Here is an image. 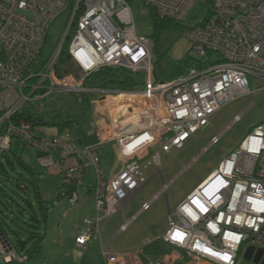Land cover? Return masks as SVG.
Masks as SVG:
<instances>
[{"label": "built area", "instance_id": "2783aa9c", "mask_svg": "<svg viewBox=\"0 0 264 264\" xmlns=\"http://www.w3.org/2000/svg\"><path fill=\"white\" fill-rule=\"evenodd\" d=\"M135 1L142 4V13L153 12L159 19L175 23L183 22L197 1L206 3L0 0V155L11 149L16 136L42 168L74 160L59 172L60 191L66 195L69 190L70 205L79 200L76 186L83 180L85 167L94 166L96 183L91 191L95 214L82 219L75 236V245L82 249L99 237L100 222L123 212L125 203L143 186L140 164L150 148L157 149L152 162L159 169L160 151L182 147L215 112L250 91L248 76L260 80L264 87V0L206 3L207 16L198 23L182 25L181 34L192 42L190 55L199 56L198 60L189 56L191 59L200 62L210 54L212 62L190 66L186 74L170 82L158 81L155 76V44L151 35L136 30L130 6ZM67 10L69 21L63 39L53 55L40 62L50 24ZM64 40L76 73L59 62ZM101 67L141 73L144 87L124 90L86 85L85 78ZM65 93L91 95V103L103 107L119 102L128 110V121L112 122L109 140L116 154L107 173L99 157L106 140L82 144L67 131L38 134L29 121L16 117L28 104L39 102L42 108L44 98ZM139 99L142 102L136 101ZM217 140L213 137L210 144ZM149 204L144 203L141 211ZM163 239L216 264H237L247 246H263L264 122L177 205L169 215ZM104 255L103 264H131L127 255ZM25 259L0 230V260L20 263Z\"/></svg>", "mask_w": 264, "mask_h": 264}, {"label": "rangeland", "instance_id": "374dc122", "mask_svg": "<svg viewBox=\"0 0 264 264\" xmlns=\"http://www.w3.org/2000/svg\"><path fill=\"white\" fill-rule=\"evenodd\" d=\"M130 6L137 32L143 35H151L153 32V23L150 15L148 13H142L143 6L138 1L131 2ZM207 14V4L202 1H197L188 10L183 22L170 24L162 31L156 42L154 53L155 59L157 58L155 76L158 81L170 82L186 74L188 65L184 60L191 59L189 56L197 60L199 59L198 55H190L192 42L181 34V29L182 25L198 23ZM68 21V10L61 13L52 21L39 56L40 62L48 60L53 55L63 39ZM67 42V40H64V45H67ZM68 63L66 62L65 65L68 66ZM71 66V70L76 73L77 68H74L73 63H71ZM248 84L250 91L247 94L237 97L215 112L209 118L208 124L195 133L182 147L173 148L169 152L160 151L159 169L152 162V156L157 149L150 148L148 150L147 156L140 164L145 180L143 188L129 200L126 206L125 218L129 217L128 212L130 209L138 211L142 201L148 200L154 193L161 191L157 199L150 203L149 209L145 213L136 216L137 220L134 225H139L141 228L143 225L144 227L147 225L148 228H156V225H160L164 221L167 223V211L173 213L176 204L197 185L199 180L211 173L222 159H225L230 152L238 148L245 135L252 132L254 127L264 122L263 84L253 76H248ZM70 95V93L61 94V100L63 102L70 101ZM61 100L57 99L58 102L56 104L60 106L62 104ZM64 104H62V112L73 113V111L79 112L81 110V105H73L70 102ZM106 105L103 111L101 109L103 107L100 104L91 103L90 108L86 110L80 123L70 130L65 131L69 132L72 136H78L87 140V136L91 135L94 131V123L108 118L107 111L112 116L116 115L118 110L122 111V109L113 108L112 104L109 106ZM235 116L238 118L234 120ZM47 131L54 133L56 129L51 128ZM212 136L218 137L217 142L211 144L206 151L201 152L202 148L206 147L212 140ZM106 142L110 143L111 148L109 149L115 155L116 151L113 142L111 140H106ZM107 147L102 150V152H105L104 158L100 159V165L106 173L110 170L115 158L114 155L111 158L108 156L110 152ZM26 158L28 159V157ZM5 166L10 175L16 176L17 172L21 170L24 176H27L18 167V164L15 165L16 170H10L6 163ZM84 174V179L90 185L96 183L94 166H86ZM39 176L41 178L39 179V189L42 199L48 200L56 196L59 193L58 186L60 180L58 181L54 175L46 173L45 168L41 170ZM24 199H30L34 205V210L40 216L41 212L38 208L37 200L34 197L32 187L23 189L17 186L14 181L0 175V217L4 219L5 224L3 225V229L8 234L13 245H17L16 238L11 232V229H18L16 223L19 222L16 218V213L22 209L30 212L28 204ZM63 211L62 204L58 205L55 210H51L48 213V222H40V231L43 232V229L47 225L51 228L57 226L61 222V214ZM120 216L118 214L116 218L120 219L122 217ZM113 217L107 219L106 222L112 220ZM125 218L122 217L120 220L123 222ZM119 240L117 239L113 245L119 244Z\"/></svg>", "mask_w": 264, "mask_h": 264}, {"label": "crops", "instance_id": "0c3cea01", "mask_svg": "<svg viewBox=\"0 0 264 264\" xmlns=\"http://www.w3.org/2000/svg\"><path fill=\"white\" fill-rule=\"evenodd\" d=\"M124 101L127 100L124 99ZM136 101L138 103L142 102L140 99ZM112 107L115 109H122V111L118 110V113L113 116L107 111L108 118L101 119L98 123H94V131L91 135L87 136V140L80 137L82 143L90 144L98 138L102 140H109L111 137L112 122L115 120L128 121L129 112L128 110L122 108V105L119 102H117V105L112 104ZM103 108L101 109L104 111L105 107ZM236 117L237 116L234 117V120ZM247 135H245L244 138ZM213 137L214 136H212L211 139ZM210 145L211 144L209 142L207 146L209 147ZM223 160L224 159L218 163V166ZM72 163H74V160L69 159L58 165L45 169V172L54 175L59 181L60 170ZM218 166L214 170H216ZM213 171H211V173ZM84 177L82 182L76 186L79 195V200L76 204L70 205L67 197L63 196L60 201L47 211L45 222H48V213L51 210H55L58 205L62 204L64 211L61 214V222L54 228L48 227L47 225V227L43 229L42 233L44 234V237L41 242L40 251L31 259L21 264H103L105 261L104 254L127 255L131 264H216L206 259L191 256L183 248L175 244H171L163 239V235L168 229L169 215L175 213L177 205L199 184L201 180L206 177L200 179L197 185L176 204L173 213L167 211V223L164 221L160 225H156V228H148L147 225L145 227L143 225L141 228L139 225H134V223L137 220L136 216L145 213V211L149 209L150 204L148 209L142 211L141 206L146 202H153V200L157 199L161 191H158V194L154 193L148 200L146 199L142 201L138 211L130 209L128 212L129 217H124L129 200L143 188L142 186L125 203L123 212L119 211L114 213L109 217L111 218L114 216L109 222H106V220L109 219L108 217L100 222L99 237L82 249L75 245L76 230L80 226L83 218L93 216L95 214V201L90 189L94 184L90 185ZM59 190L60 186H58V192ZM118 214L125 218L123 222L120 220L122 218L121 216L120 219L116 218V215ZM104 222L106 223L104 224ZM125 222H127V225L123 227ZM117 239H120V243L114 246L113 244ZM237 264L249 263L244 261L242 256H240Z\"/></svg>", "mask_w": 264, "mask_h": 264}, {"label": "trees", "instance_id": "16d2710c", "mask_svg": "<svg viewBox=\"0 0 264 264\" xmlns=\"http://www.w3.org/2000/svg\"><path fill=\"white\" fill-rule=\"evenodd\" d=\"M210 2L211 0H206V3ZM150 17L153 23V32L151 37L156 46V42L159 39L162 31L167 26L175 22L170 20H161L155 16L153 12L150 13ZM211 58L212 56L208 54V56L206 55V57L200 62H196L193 59H186L184 62L188 65V67H201L210 64L212 62ZM59 62L64 64L69 62L66 53V45L62 47ZM155 62L157 63V58ZM68 66L69 69L72 68L70 62L68 63ZM85 84L98 88L104 87L124 90H140L144 87V80L141 73H132L120 67H101L85 78ZM70 96V101L63 102L61 100V94L50 95L42 100V108L39 106V102H33L22 108V110L16 114V117L29 121L34 131H36L38 134L54 135L56 133L58 134L64 132L68 129L70 130L72 127L80 123V120L85 115L86 110L90 108L91 100L93 98L88 94H71ZM57 99H60L63 105H65L64 103L68 102L72 103L73 105H81V110L79 112L73 111V113L62 112L61 108L63 105H57ZM51 128L56 129V131L54 133L48 132L47 130ZM76 138L78 139V142L82 143L80 137L77 136ZM105 145L106 144H104L99 150L100 159L104 158L105 152H102V150L107 146L110 152V154L108 153V156L111 158L114 155V153L109 149L111 148L110 143H107L106 146ZM26 157H28V159ZM4 162L7 164L10 170H14L16 168L15 165L18 164V167L22 169L27 176H24L21 170L17 172L16 176L10 175ZM42 169L43 168L37 164L35 157L30 154V152H28V150L16 136H13L11 149L8 152L0 155V175L14 181L17 186L23 189L32 187L34 197L37 200L38 208L41 212V215L39 216L34 210V205L30 199H24V201L28 204L30 212H28L26 209H22L16 213V218L19 222L16 223L18 229H11V232L16 238L17 245L11 244L15 247L17 252H19L21 255H25L26 259L20 263L14 261L3 262L0 260V264H21L31 259L40 251L44 234L40 231L39 224L41 221L45 222L47 211L58 201H60L61 197L66 196L69 192V190H67L66 195H62L61 191L59 190L58 195L48 200L42 199L39 189V179H41L39 175L41 174ZM59 186L61 189V183ZM4 224V219L0 217V230L3 231V233L11 242L8 234L3 229Z\"/></svg>", "mask_w": 264, "mask_h": 264}, {"label": "water", "instance_id": "95a60500", "mask_svg": "<svg viewBox=\"0 0 264 264\" xmlns=\"http://www.w3.org/2000/svg\"><path fill=\"white\" fill-rule=\"evenodd\" d=\"M243 260L249 264H264V247L249 245L243 252Z\"/></svg>", "mask_w": 264, "mask_h": 264}, {"label": "bare ground", "instance_id": "6f19581e", "mask_svg": "<svg viewBox=\"0 0 264 264\" xmlns=\"http://www.w3.org/2000/svg\"><path fill=\"white\" fill-rule=\"evenodd\" d=\"M242 256H243V254H242Z\"/></svg>", "mask_w": 264, "mask_h": 264}]
</instances>
